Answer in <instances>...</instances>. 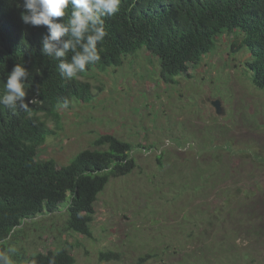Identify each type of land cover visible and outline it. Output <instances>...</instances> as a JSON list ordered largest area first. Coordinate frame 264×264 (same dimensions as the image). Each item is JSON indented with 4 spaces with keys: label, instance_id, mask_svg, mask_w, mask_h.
Masks as SVG:
<instances>
[{
    "label": "rangeland",
    "instance_id": "obj_1",
    "mask_svg": "<svg viewBox=\"0 0 264 264\" xmlns=\"http://www.w3.org/2000/svg\"><path fill=\"white\" fill-rule=\"evenodd\" d=\"M232 39L223 34L213 52L187 74L166 79L160 76L157 57L145 47L124 56L119 66L89 71L83 79L91 83L93 99L59 109L61 128L46 138L38 158L65 164L103 133L156 148L136 149L131 173L111 178L97 195L90 236L64 229L67 196L57 211L26 220L18 244L28 253L66 246L74 264H137L145 255L142 264L264 263V165L246 152L264 157V89L251 82L245 65L248 49L232 51ZM208 99L220 101V113ZM215 114L225 119L235 150L232 155L223 152L230 173L219 180L220 186L244 185L254 191L250 197L236 195L228 206L219 200L220 190L191 194L170 179L174 166L192 154L187 147L176 148L175 140L197 141L190 129H201ZM49 125L54 128L53 122ZM163 149L159 169L155 154ZM249 171L259 176L258 188ZM233 230L240 234L234 237ZM105 250L117 257L100 258Z\"/></svg>",
    "mask_w": 264,
    "mask_h": 264
},
{
    "label": "trees",
    "instance_id": "obj_2",
    "mask_svg": "<svg viewBox=\"0 0 264 264\" xmlns=\"http://www.w3.org/2000/svg\"><path fill=\"white\" fill-rule=\"evenodd\" d=\"M21 3L22 0H0V96L15 64L27 69V75L21 78L25 97L17 99L14 106L0 102V264H5V260L8 264V258L10 264H74L66 246L30 253L20 246L17 237L24 230L25 221L57 211L59 203L68 196L64 229L90 236V213L97 195L111 178L131 173L137 165L133 155L136 149L146 151L156 146L132 144L113 133H103L65 164L52 158L39 159L40 146L56 133L55 129L61 128L59 109L70 108L75 100L89 103L93 99L92 85L83 79L93 68L103 71L119 66L124 56L145 47L157 57L162 78L187 74L190 66H196L204 55L213 52L216 39L223 34L232 35V51L248 49L250 56L245 65L251 82L264 89V0H121L114 16L103 17L107 35L103 42H97L98 50L102 49L101 59L86 64V71L74 79L62 77L58 68L61 61L71 63L87 43L86 39L77 41L71 32V5L64 17L52 18L68 26V31L59 40H49V25L22 22ZM46 40L55 46L51 56L43 51ZM66 42L73 47L64 57L54 59L55 51ZM22 105H27V109ZM203 108L206 112V105ZM214 118L201 129H190L196 133L197 141L175 140L176 148L187 147L192 154L186 163L174 166L170 179L177 182L180 190L191 194L207 196L220 190L219 200L228 206L236 195L250 197L254 191L244 185L220 186L219 180L230 173L223 152L232 155L235 150L225 119H216L217 114ZM165 152L163 149L155 154L159 169L163 167ZM246 152L257 165H264V157ZM186 169L191 172L189 176ZM248 173L258 188L259 176ZM207 222L212 224L211 220ZM235 231L237 237L240 230L232 233ZM147 256H140L137 264H142ZM116 257L117 252L112 250L100 252V258L105 260Z\"/></svg>",
    "mask_w": 264,
    "mask_h": 264
},
{
    "label": "clouds",
    "instance_id": "obj_3",
    "mask_svg": "<svg viewBox=\"0 0 264 264\" xmlns=\"http://www.w3.org/2000/svg\"><path fill=\"white\" fill-rule=\"evenodd\" d=\"M69 5L72 9L69 20L72 34L77 41L87 40L83 51L77 53L71 63L61 61L58 65L62 77L74 79L79 73L86 71V64H94L101 59L102 49L98 50L97 42H103L107 35L103 17L114 16L120 10L121 0H22L20 6L24 11L21 13V20L33 26L49 25V40H59L68 31V26L55 22L52 18L64 17ZM86 33L88 34L85 36ZM49 40L44 42L43 51L51 56L55 46ZM70 47H73L70 42L64 43L62 49L55 51L54 59L64 57ZM26 75L27 69L24 65L15 64L7 76L5 92L0 96V102L14 106L17 99L22 100L25 97V82L21 78ZM22 106L27 109V105Z\"/></svg>",
    "mask_w": 264,
    "mask_h": 264
},
{
    "label": "water",
    "instance_id": "obj_4",
    "mask_svg": "<svg viewBox=\"0 0 264 264\" xmlns=\"http://www.w3.org/2000/svg\"><path fill=\"white\" fill-rule=\"evenodd\" d=\"M211 104L216 108L217 112L220 113V101L219 100H212Z\"/></svg>",
    "mask_w": 264,
    "mask_h": 264
}]
</instances>
